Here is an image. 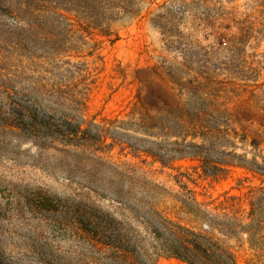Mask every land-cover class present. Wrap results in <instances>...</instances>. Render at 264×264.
Segmentation results:
<instances>
[{
    "label": "trees",
    "instance_id": "1",
    "mask_svg": "<svg viewBox=\"0 0 264 264\" xmlns=\"http://www.w3.org/2000/svg\"><path fill=\"white\" fill-rule=\"evenodd\" d=\"M16 1L17 17L22 12L32 15L37 8L47 18L72 16L86 23L82 30L88 34L110 41L118 38L114 23L150 14L167 49L183 58L172 73L189 74L191 81H229L254 88L264 71V51H258L264 42V0ZM185 17L209 27L203 33L207 44L181 32ZM96 49L94 42L90 54ZM112 69L110 77L119 78L120 84L137 81L136 69L129 65L117 62ZM90 82L95 85L97 77ZM90 89L37 82L36 93L17 97V107L10 109L22 121L8 125L17 136L25 135L38 155L52 152L58 161L72 160L73 171L81 177H95L84 186L105 208L94 204L87 217L76 212L64 224L76 244L73 264H155L160 256L185 264H239L242 256L246 264H264L262 142L248 138L223 108L198 93L165 113L143 112L136 93L128 110L88 116ZM116 144L142 161L150 158L174 169L175 186L166 187L134 165L107 159L105 149ZM180 161L189 164H176ZM231 167L242 168L259 182L215 196L194 188L198 179L224 178ZM244 179L249 177L239 178L240 184ZM14 246L7 250L9 256L0 255V264H23Z\"/></svg>",
    "mask_w": 264,
    "mask_h": 264
},
{
    "label": "rangeland",
    "instance_id": "2",
    "mask_svg": "<svg viewBox=\"0 0 264 264\" xmlns=\"http://www.w3.org/2000/svg\"><path fill=\"white\" fill-rule=\"evenodd\" d=\"M162 2L163 0H153ZM19 3L8 0L0 3V255L9 256L7 250L16 245L15 256L23 264H73L76 244L64 230L76 212L87 214L98 204L94 195L84 185L95 177H81L73 171L72 160L58 161L52 152L38 155L30 140L8 128L19 124L21 115L10 113L17 107L15 100L25 94H35L37 82L49 81L72 86L77 90L91 87L87 99V115L128 110V105L139 95L145 113L156 110L165 113L177 109L192 93L214 101L223 108L234 125L248 138H255L264 145V71L254 85L229 81H191L189 74L172 73L173 65L182 66V56L166 47L160 30L149 21L150 14L130 22L114 23L118 33L110 41L100 34L82 30L84 21L72 16L47 18L38 8L33 14L17 17ZM190 38L207 44L203 33L208 26L185 17L179 26ZM97 42L96 53L90 54ZM258 51H264V42ZM96 59L94 63L93 60ZM117 62L136 69L134 85L120 84L111 78ZM97 65V69H93ZM90 74L86 73V70ZM97 77L93 85L90 81ZM219 78H224L220 75ZM108 81L113 86L108 87ZM253 88V89H251ZM114 90V91H113ZM107 159L136 166L140 172L156 181L175 186L172 177L176 171L151 163L148 158L134 157L128 148L118 144L105 149ZM238 152H242L238 149ZM176 164L187 165L180 161ZM191 171V170H190ZM193 177H197L192 172ZM220 180L198 179L194 186L201 195H217L226 189L238 192L258 179L242 168L231 169ZM244 179L240 184L239 178ZM192 185V184H190ZM193 186V185H192ZM243 186V187H242ZM65 216V218H63ZM155 264H185L173 257L160 256ZM239 264H246L239 257Z\"/></svg>",
    "mask_w": 264,
    "mask_h": 264
}]
</instances>
